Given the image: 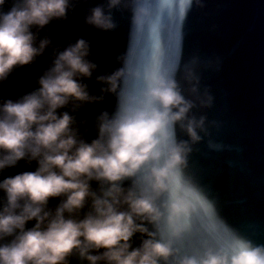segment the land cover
I'll list each match as a JSON object with an SVG mask.
<instances>
[{
  "label": "clouds",
  "instance_id": "obj_1",
  "mask_svg": "<svg viewBox=\"0 0 264 264\" xmlns=\"http://www.w3.org/2000/svg\"><path fill=\"white\" fill-rule=\"evenodd\" d=\"M5 2L0 0V83L51 45L45 38L37 46L32 29L66 19L70 7V0H15L4 12ZM120 2L109 0L108 6ZM86 22L104 31L116 27L103 6L93 8ZM89 56L82 38L56 50L36 89L0 102V173L21 161L37 165L0 181V264H264V245L233 233L232 245L205 241L194 255L181 254L201 209L174 193L191 151L175 129L179 124L196 143L203 120L188 119L193 104L172 69L132 72L130 51L122 68L96 77L104 87L102 95H92L83 80L98 66ZM108 94L117 98L116 108L96 117L97 134L89 142L72 112L103 103ZM54 199L59 203L51 206ZM137 234L142 239L134 247Z\"/></svg>",
  "mask_w": 264,
  "mask_h": 264
},
{
  "label": "water",
  "instance_id": "obj_2",
  "mask_svg": "<svg viewBox=\"0 0 264 264\" xmlns=\"http://www.w3.org/2000/svg\"><path fill=\"white\" fill-rule=\"evenodd\" d=\"M239 0H121L115 8H109V0H70L66 19L53 20L43 29L33 28L37 46L45 38L51 41L42 56L34 63L13 71L7 81L0 83V102L15 100L38 87V77L49 67L56 50H63L78 39L90 45L88 59L98 67L91 79L85 78L92 95H102L104 85L96 77L110 75L122 68L123 58L130 51L129 68L143 73L148 68L160 71L172 69L182 95L192 102L188 119L201 121L212 79L225 42V38ZM15 0H6L2 11H8ZM103 6L105 14L111 15L116 27L104 31L86 22L91 10ZM136 13V19H135ZM132 85L139 82L130 80ZM117 98L105 95L103 103L87 104L72 112L80 124V132L90 142L96 137V117L107 111L114 112ZM70 108L62 111H69ZM199 127L197 128L198 132ZM178 141L188 142L191 151L187 167L175 178V186L184 185L194 144L179 124L176 125ZM37 165L21 161L17 167L0 173V181L25 171H34ZM131 181L125 183L129 186ZM93 188L97 185L93 183ZM4 193L0 192V206ZM59 203L52 200L51 206ZM30 222L28 227H32ZM137 234L133 246L141 243ZM72 264H77L76 260Z\"/></svg>",
  "mask_w": 264,
  "mask_h": 264
},
{
  "label": "snow or ice",
  "instance_id": "obj_3",
  "mask_svg": "<svg viewBox=\"0 0 264 264\" xmlns=\"http://www.w3.org/2000/svg\"><path fill=\"white\" fill-rule=\"evenodd\" d=\"M174 193L175 194H184V190H183V187L182 186H175L174 188ZM210 243H213V244H218V245H221V246H229V245H232L235 243V241L233 239H230L227 243H220L218 241H208Z\"/></svg>",
  "mask_w": 264,
  "mask_h": 264
}]
</instances>
